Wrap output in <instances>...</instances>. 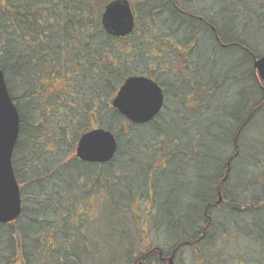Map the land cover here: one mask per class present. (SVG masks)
Listing matches in <instances>:
<instances>
[{"label": "trees", "instance_id": "trees-1", "mask_svg": "<svg viewBox=\"0 0 264 264\" xmlns=\"http://www.w3.org/2000/svg\"><path fill=\"white\" fill-rule=\"evenodd\" d=\"M112 1L115 0H0V70L5 75L9 94L20 117V134L12 161L15 175L20 187L21 185L29 186L35 192V195L31 196L35 204L39 203V206L43 208L54 205L48 193L47 195L42 194V192H49L48 188L53 190L52 177L48 179L52 184L44 181L45 176L40 173V165L35 164V161L30 165L28 160H25L28 148V152L33 155V160L36 153L37 136L34 134L37 132L32 123L37 120L33 117V111L38 109L40 114L44 115L45 112L52 109L50 107L55 103L52 97L46 98L44 95L46 91L43 90L42 93H39L37 87L51 85L55 79L65 78L67 74H70L68 81L73 83L72 88L73 86L77 88L85 80L89 81L87 83L91 86V91L84 97L87 103L84 106L89 109V112L93 111L96 105L98 106L96 108L103 107L105 104L109 106L110 100L124 80L129 76H135V72L138 71H129L127 67L130 64H136L137 56L143 62H147L148 47L142 49L140 46L149 45V41L162 47L165 44L166 35L151 40L152 37L146 36L145 32H148L144 26L147 25V28L150 27L152 31L165 33L177 25L185 30L184 36L177 43L182 44L186 51H189L188 55L194 49L191 53L195 55V58L189 64H197L194 68L196 74H198L197 68L202 66L199 69L202 80L215 82L220 75V68L222 76L226 72L227 75L234 74L232 75L235 84L232 83L235 85L233 93L236 96H234L233 104L229 105L231 107L220 101L219 94L222 88L219 87V84H216L215 88L219 91V94L216 92L217 95L212 88H207L205 84L199 82L196 75L191 77L185 72L181 79L183 85L180 88L183 95L177 96L175 104L177 109L172 108L171 118L164 124L155 122L144 127L131 126L112 109L108 121L101 127L112 132L114 125L119 121L118 119H121L124 124V133L130 129L143 131L142 138L138 132L127 137L135 142L142 143V140L144 142L141 147L131 145L129 152L127 151L126 160L130 165L135 163L136 169L138 168L136 173L142 174L144 178L141 180V191L143 193L146 191L147 195L153 192L152 198L154 197L153 200L156 201L153 212L156 216L152 218L154 221L151 223L152 227L170 235L169 240L173 243L172 249L178 248L182 254L187 250H194V256L198 259L196 263L203 264L211 258L212 253L217 252L219 248L223 249L222 239L224 237L221 235L225 236L226 231L219 229L222 226L218 225L220 224L219 220L218 224L216 223L217 210L211 205L218 198L217 187L226 169V162L229 157L234 155V138L249 116V111L259 106H263L262 109L252 117L241 132L238 141L239 154L233 160L227 185L221 189L225 203L223 210L218 213L223 215L226 211L229 215L228 219L235 216L236 213L237 215L240 213L242 218L246 219L244 217L247 215L257 213L264 208V191L256 192L254 195L250 191L251 176L254 175L252 170L259 171L264 166V135L255 137L252 134L260 127L257 123L264 120V91L262 85L258 83L253 69L254 59L260 58L263 52L261 50L258 52L247 44V35H252L248 33V28L244 32V36H246L244 39L241 37L243 32L240 27L231 25L234 21L230 15L232 14L230 10L234 11L232 9L233 0H217L220 6L219 14L221 13L220 23H216L214 18L211 19L193 11L190 3L192 0H175L179 9L201 18L206 22V25H201L199 19L197 21L187 20L186 17L174 10V0H159V5L154 2L155 0H127L132 7L136 5L137 11L144 13L145 19L142 25L144 37L140 38V46L126 42L130 38L119 40L108 37L103 31L101 15L105 6ZM237 8L240 16L247 15L248 10H245V5L239 4ZM145 9H148L147 12H144ZM146 21L152 26L145 23ZM90 24H94L97 29L84 28L85 25ZM139 24L137 22L136 30L140 28ZM209 25L215 29L216 34L208 27ZM235 30L236 32H234ZM198 37L204 41L203 45L208 44L209 41L212 44V49L214 45L221 48L223 50L221 59L214 51V55L208 56L209 51L197 46ZM224 49L236 51L242 56L237 62L232 61V56L228 54L230 52L227 53ZM167 50L169 52L171 49ZM235 55L237 56V54ZM224 57L230 58L229 65L225 66L222 61ZM150 60L154 61V57ZM163 60L166 58H160L159 67L163 66ZM179 60L188 64L186 58H177L175 62ZM210 70H216L213 78L208 76ZM13 78H17L23 86V94L19 97L14 96L15 93L11 86ZM185 91L186 93H184ZM62 97L67 98L66 94ZM103 99L107 101L104 104L102 103ZM199 105L206 109V115L198 112ZM187 108H192L195 112L192 114L186 112ZM73 109L78 111L79 107L67 110L75 112ZM31 112L32 119L28 117ZM26 133L28 137L34 136L33 144L30 147H27V140L23 139ZM64 142L69 147L70 141L65 139ZM117 142L119 146L116 159L121 148L119 138H117ZM161 151L163 154H168L165 164L158 163V160L161 159L159 157ZM41 153L45 157V153L48 151L42 149ZM147 156H150L153 162L150 165L142 166V161H148ZM20 160L23 162L22 166H20ZM114 162L115 158L112 163ZM21 167L24 172L20 175ZM139 168L143 169L141 173ZM76 169L85 168L77 167ZM148 169H152L150 173ZM22 175L31 177L24 182ZM149 175L152 177V184H149L150 181L147 180ZM76 176L82 177V175ZM111 180L107 178L109 201L107 208L100 213V217L101 220L105 219L109 235L114 237L117 233L120 234L122 230H119V226H124L125 221L130 222L134 218L135 224L138 226V209L142 208H132V203L128 202L129 200L118 199L121 191L117 187L114 194L115 188L112 187L115 186V183L111 184ZM131 182L135 183L136 180ZM129 183L124 188H129L131 186ZM82 188L84 190V187ZM21 193L24 202L26 194L22 190ZM168 203L176 208H185L186 211L184 214H180L181 216H168L166 212ZM244 206H247L246 210H242ZM41 209L37 208L36 210L35 208L33 218H29L31 225L37 226L39 218L43 216L40 212ZM24 211L25 209L15 223L0 225V264H14L16 261H21V264H39V257L46 258L48 254L42 252V255H39L40 252L37 248L40 241L33 236L35 233L32 231L35 229L29 227L30 225L15 226L20 219H23ZM175 214L179 215L176 209ZM174 218L178 219L175 221ZM169 225L173 228L172 230H169ZM166 227H168L167 231ZM255 227L253 234L245 233L244 236L247 244L250 243L249 248L253 244L258 246L256 252L260 250L264 253V224L259 223ZM185 229H190V231ZM233 231L235 236V230ZM56 232L59 237L62 236L61 233ZM54 236L57 240L58 237L55 234ZM196 240H198L197 244L185 245ZM232 240H235V237ZM64 246V248L60 247V251L64 249V255L71 257L69 254H71L72 247L69 240ZM97 246L95 242L90 241V254L86 256L85 260L79 258L77 264H83V261L86 264L87 262L93 264L91 257L95 254L93 255L91 252L94 253ZM80 249L83 250L82 247ZM242 252L244 254V250ZM242 252L239 251L237 254L238 262L236 264H250L251 258H247ZM49 253H53V251L50 250ZM81 253L82 251L76 253V256H81ZM128 256H126V260ZM68 263L66 260L63 261V256L58 262V264Z\"/></svg>", "mask_w": 264, "mask_h": 264}, {"label": "rangeland", "instance_id": "rangeland-1", "mask_svg": "<svg viewBox=\"0 0 264 264\" xmlns=\"http://www.w3.org/2000/svg\"><path fill=\"white\" fill-rule=\"evenodd\" d=\"M242 1H247L250 4L244 3ZM154 2L157 5L160 4L159 0H155ZM190 3L193 8L192 9L193 11L199 14H203L211 19L214 18L216 23H220L219 19L221 20V17L219 16H221V13L219 14L220 6L218 5L217 0H192ZM239 4L245 5V10H248L246 16L245 15L240 16V13L238 12V8H237ZM135 8H136V5H135ZM232 9H234V11L230 10L232 13L230 15H232V18L234 19V21H232L231 25L240 27V29L243 32V35L241 37L244 39H246V36H244V32L248 28L249 30L248 33L252 35H249V34L247 35V40H248L247 44L249 46H252V48L257 50L258 52L259 50H261L263 52L262 54H264V0H233ZM147 10L148 9H145L144 12L145 11L147 12ZM220 10H222V8H220ZM138 14H139L138 22L140 23L139 24L140 28L137 29L134 35L126 42L132 43L135 45L139 44L140 46V38L144 37L141 31H142V25L144 23L145 17H144L143 11L142 12L138 11ZM145 23H148L149 25H151V23H149L148 21H146ZM84 28L97 29L94 24L85 25ZM144 28H147V25H145ZM146 30L148 32V33L145 32L146 36L148 37L154 36V32L150 29V27L147 28ZM234 32H236V30ZM181 36H184V31L182 32L179 30L173 31V34L167 35V39L164 42L165 44L163 47L161 45H155V44L153 45V47L157 51H161V52L167 49L176 50L178 49L176 43L179 42L177 41V39H180ZM197 41H198L197 46H200L201 48H203V50L209 51L208 56L213 54V51H214L217 54L218 58L221 59V52H223L221 48L215 47L214 45L213 47L214 50H213L212 44H210L209 41H208V44L203 45L202 43L204 41L201 39V37H198ZM147 47H148V54H149V52L151 51L149 49V47H151L150 45L147 44V46H144V47L140 46V48L142 49L147 48ZM193 50L194 49L190 51L189 55L187 53L186 59H187L188 64L184 63V61L181 60L178 62L171 63L169 65V68L171 70H176L179 73L186 72V75L191 76V77L196 75L199 82L205 84L207 88H212L213 91H215V93L217 92L218 94H219V91H217L215 88H216V84H219V87L221 86L222 88L219 94L220 101L228 106L232 105L233 102L235 101L234 96H236V94L233 93L235 89V85H233V83L235 84V80L233 79L234 74L232 73L233 74L232 75L230 73V75H227V72H226L222 76L221 75L222 69L220 68V75L219 77H217V80H215V82H209L207 80L206 81L202 80L201 75L199 74V69L202 66H199L197 68L198 74H196V70L194 68L196 67L197 64L195 65L189 64L195 58V55L191 53ZM225 51L227 53L230 52L228 54L232 56L231 57L233 58L232 61L235 60V62H237L239 57L242 56L241 53H237L236 51H232V50H225ZM227 53L225 54L227 55ZM235 54H237V56ZM229 59L230 58L228 57H224L222 59V61L225 63V66L230 64L231 60ZM71 67L73 68V66ZM127 69L129 71H137L139 67L136 65L130 64L127 67ZM215 74H216V70H210L208 76L213 78ZM70 76H71L70 74H67L65 78L61 77L59 79H55V82L53 84L51 85L48 84L43 87H37V90L39 93L43 90L46 91L44 92V95L46 96L47 99H49V97H52L53 101L56 100V102L53 105L58 104V102L61 103L63 99L65 101V98H63L62 96L69 92L67 99L70 100L71 105H74V107L76 106L79 107V110L77 111V109H73L75 110V112H71V111L69 112L67 110L65 115L67 119L76 122V125L72 131L73 132L72 138L74 140L76 139L77 141V139L81 136L83 132L89 129L91 130L97 129V127H101L102 124L108 121V116L109 114H111L110 111L112 110L111 100L113 99L115 94L110 100L109 106L105 104L103 105V107L101 106L99 108H95V109L93 108V111L90 110L89 112V109H87V107L84 106L85 104H87L84 100V97L90 94V91H91V86L87 83L89 81L85 80L83 81V83H80L77 88L76 86L75 87L73 86L72 88L73 83L71 84L68 81ZM160 77L161 78L157 80L161 81L163 84H166V85L169 84L170 88L172 89V91L169 93V96H168L167 106L169 108L177 109L175 107V104L177 102V94L183 95V92L179 87V81H178L179 77L177 78L174 75V73L166 74V70L161 71ZM172 84L175 87H173ZM11 86L14 90L15 97L17 96L19 97L23 94L22 93L23 86L21 82L18 81L17 78H13L11 82ZM221 92L223 93L221 94ZM184 93H186V91ZM106 102L107 101H104L103 104ZM187 109L188 110H186V112H191V114L195 112L192 108L191 109L187 108ZM197 110L198 112L205 114V115L207 113L206 109L201 107L200 105L198 106ZM40 113L41 112L38 109H36V111H33L34 119L36 118L37 120L36 122L41 124L42 128H44V130L39 132V134L40 135L48 134L55 126V124L53 123V120L56 118V115H55L56 113L54 112V109L52 111L45 112L44 115H41ZM81 113H83L84 117L86 118L84 122H80L82 120L81 117L83 116V115L80 116ZM194 115L196 116V114ZM28 117L32 119V112L29 113ZM30 119H29V122H30ZM118 120L119 121L117 122L116 125H114V128H113L115 132L114 131L112 132L115 133L117 138H119L121 148L117 156V159L115 158V162L109 165V167L107 168L106 175L104 173V176L106 177V179L107 178L112 179L111 184L115 183V186L112 187V188H115L113 190L114 194H115V190L117 187H118L117 189L121 191L120 197L118 199L129 200L128 202L134 201L135 199H139V200H142L144 203H146L147 201H150L152 199L148 197V195L146 194V191L144 193L141 191V185H142L141 180L144 178L142 177V174L136 173L138 168L136 169L135 163H132L130 165L128 164V160H126L127 158L126 154H127V151L129 152V148H131L133 144L136 147H141L144 142V140H142V143L140 141L135 142L134 140L127 139V137H129L131 134L135 132H138L140 133L141 138H142L143 131L136 130V129H130L126 131L127 133H124L125 130H124V124H122L123 121L121 119H118ZM263 121L258 122L257 125H260L259 129L254 130L252 132V134L255 137H258L259 135H262V134L264 135V122ZM72 138L70 137V143L73 146L74 144H72L71 142ZM23 139L27 140L28 142L27 147H30L32 141L28 139L27 133L25 134V137ZM48 143H51V142H48ZM48 143L45 144V142H43L42 149H48L49 151L54 150V147H56V145L48 144ZM38 151L41 153L40 148H38ZM26 154H27L26 157L28 160V164L32 165L31 163H33V155L29 153L28 151ZM51 156L52 154L45 153V157L50 158ZM146 158L148 161L147 162L142 161L143 163L142 166L143 165L146 166L147 164L152 162V158L150 156H147ZM22 164L23 162L20 160V166H22ZM261 169L262 170H259V171L254 170V169L252 170V174L254 173V175L251 176L252 185H251L250 191L252 195H254L256 192L264 191V185H263L264 184V166H262ZM22 172L24 171L22 170V167H21L20 175ZM139 172L140 173L142 172V168H139ZM21 177L24 180V182H26L31 176L27 175V177H25L22 175ZM133 180H136L135 183L137 184H135L134 182H131ZM128 182L131 183V186H129V188H124L126 185H128ZM20 188L24 192V194H26V197L24 198L25 211H24L23 219H20V221L15 226L25 227V225H30L29 227H32L33 229H35L32 231H34L35 233V235L33 234V236L37 237L40 241L38 248H37V250L40 252L39 255H42V252L48 253L46 255V258L43 256L39 257L38 259L39 264H42L43 262H44L43 264H47V263L48 264H58L62 256H63V261L66 260L67 263L68 261H70L68 264H77V261L79 258L84 259V260L87 259V257H85L86 255H83V254L82 256L73 255L71 257H67L64 255L65 253L64 249H61L60 251V247L64 248L65 247L64 245L66 241L68 240H69L71 247L75 248L76 252L74 251V253H79L78 247L80 248V246L82 245L81 240L78 239V238H81V234L79 233V228H76V224L78 223L73 221V219H76V218L73 215V213L70 212V209L68 207L69 204H68L67 198L63 200L58 196V194L62 192V188L57 191H53L52 189L48 188L49 192H42V194L44 195H47L48 193V195L51 196L50 198H52L53 200L52 202L54 204L52 207L46 206L45 208L40 207L39 203H36L37 204L36 205L34 201H32L31 196L35 195V192H33V190L29 186L21 185ZM79 190H81V187H76L75 192L77 195V198H76L77 200H78V195H79V193L77 194V192ZM82 197L80 199V202H83ZM35 208L36 210L37 208H40V209L42 208L40 212L43 215L41 216V218H39L40 221L38 220L37 226L31 225V221H29L30 220L29 218H33L34 216ZM175 209L177 210V213L179 212V215L175 214ZM246 209H247V206H244L242 208V210H246ZM138 210H139L138 226H136L134 218H133V221H130V222L125 221V223L123 224L124 226L122 225L119 226V230H122L120 231V234L117 233L114 237L109 235L110 232L109 230L107 231L106 229V222L104 219L100 220V223L102 224V233H100L99 235L97 234V232L94 233L95 235H93L91 232L87 231L86 228H84L85 232H89L86 235L87 236L86 239L92 242H95L98 245L96 250H94V253L91 252L93 255L95 254V256L91 257V259L93 258V264H130V263L133 264V260L131 257L132 251H133V254L136 253V255L138 256L142 253H147L148 251L147 249L151 247L161 248V247H164V244H171L172 246L173 243L172 241L169 240L170 235L164 234L163 231H159L157 230V228L154 229V232H150L149 230H147L149 226L145 225V223H150V224L153 223L154 221H152V218L156 216L155 214L152 215L153 213L151 212V210H155L153 209V206H151V209L149 210H146L144 208L138 209ZM185 211H186L185 208H176L171 203H168L166 207V212L168 216H171V217L176 216V215L181 216L182 214H184ZM134 212L137 213L136 210H134ZM230 214H231V210H230ZM228 216L229 215L226 213V211L223 215L216 212L215 214V217L217 218L216 223L219 220L220 224L218 223L217 224L222 226L221 229L226 231L225 236L224 234L221 235V237H224V239H222L223 249L219 248L217 252L212 253L211 258L206 260L203 264H236V262H238L237 254L239 253V251L242 252L243 250H244V254L243 252L242 254L249 259L251 258L252 262L250 264H264V253L261 252L260 250L256 252L255 250L258 246L256 247L253 244H251V247L249 248L248 245H250V243L247 244L246 238L244 236L245 233L250 234L251 232L253 234V232H255L254 230L256 229L255 225L259 223L264 224V208H262V210L257 213L255 212L251 215L250 214L247 215L246 217H244L246 219H243L242 218L243 216L240 213L238 215L236 213L235 216H232L229 219H228ZM177 219L178 218H174L175 221ZM130 220H132L131 217H130ZM100 223L97 224L98 230H100ZM85 227H87V225H85ZM150 227H152V224L150 225ZM72 229H73V232H72ZM166 229H168V227H166L165 230ZM172 229L173 228H171V226L169 225V230H172ZM93 230H96L95 225L93 227ZM185 230L190 231V229H185ZM233 230H235V236H234ZM56 231H58V234L61 233L62 236L59 237ZM140 231H143L144 233L142 242L139 241ZM53 233L58 237L57 240ZM171 233H173V231H171ZM178 233H180V230H178ZM52 234L54 237L53 236L51 237ZM233 237H235V240H232ZM50 250L51 252L53 251V253H49ZM193 252L195 253L194 250L193 251L187 250L183 254L181 253L180 256L178 257L177 264H197L196 262H198V259L195 258ZM196 252L199 253V251L197 250ZM126 256H128L127 260H126ZM130 257L132 261L130 260ZM14 264H21V261H16ZM83 264H86V263L83 261ZM87 264H92V263L87 262Z\"/></svg>", "mask_w": 264, "mask_h": 264}, {"label": "flooded vegetation", "instance_id": "flooded-vegetation-1", "mask_svg": "<svg viewBox=\"0 0 264 264\" xmlns=\"http://www.w3.org/2000/svg\"><path fill=\"white\" fill-rule=\"evenodd\" d=\"M129 6H130V10H131L133 17H134L133 32L127 37L116 38V39L125 40L127 38H131L134 35V33L136 32L137 22H138V20H137L138 19V17H137L138 11H137V8H135V6L132 7L131 3L129 4ZM173 6H174L173 9L176 10L177 12H179L180 14H182L184 17H186L187 20L197 21V19H199V17H197L193 14H189L187 11L179 9L177 3H175V0L173 2ZM199 21L201 22L200 23L201 25H203V24L206 25V22L204 20H202L201 18L199 19ZM208 27L214 32V34H216V31L213 27H211L210 25ZM177 28H179V27H177V25H176L171 30H168L165 33L153 31L154 36L151 38V40H154L156 38H160V37L165 36V35L167 36L169 34H173V31H176V30H179L181 32L185 31L184 29L182 30L181 28H179V29H177ZM141 32H143V31H141ZM105 34L108 37H112V36L108 35L106 32H105ZM181 37H180V39H177V41L181 40ZM215 37H216V40H218L217 36H215ZM113 38H115V37H113ZM149 42H150L149 45L151 46V47H149V49L151 51L148 54L147 62H143L140 59V57L137 56L135 61H136V64L140 65V66L137 65L139 67L138 71L135 72V76H129L124 81H126L127 79H129L131 77H144L146 79H149V80L155 82L163 91V95H164L163 106H162V109L159 112V114L157 116H155V118L147 124L136 125V124H133L130 121H127L126 119H124V120H126V122L129 125L136 126V127L148 126V125H151L155 122H158L159 124H164L167 120H169L171 118L172 108H169L167 106V102H168L169 93L172 91V89L170 88L169 84L166 85V84H163L161 81L157 80V79L161 78L160 77L161 71L166 70V74H173L174 73V75L177 78L179 77L178 81H179V87L180 88H182V85H183L182 81H180V80L183 78V76L185 74V72L179 73L176 70H171L169 68V65L171 63H174L177 58H180V59L186 58L188 51H186V48L182 44L176 43L177 48H178L176 50L173 49V47H172L173 50H170L169 52H168V50H164L161 52V51H157L153 47L154 44H152V41H149ZM153 57H154V61L150 60ZM161 57L166 58V60H163L162 61L163 66L159 67L158 63H159ZM167 58L170 59L169 60L170 62L168 61ZM136 64L133 63V65H136ZM123 83L118 88L114 97L119 92ZM258 83L262 85V90L264 91V81H260ZM172 86L175 87L173 84H172ZM60 92H61V90H60ZM68 93H66L67 97H68ZM179 95L180 94H177V96H179ZM104 100L105 99L102 100V103L104 102ZM54 102H56V100H54ZM96 107H98V106L96 105L94 107V109ZM262 107L263 106H259V107L255 108L254 110L249 111L250 112L249 116L247 117V119L245 120V123L242 125V127L240 128V130L238 131L237 135L234 138V155L232 157H229L228 161L226 162V169H225L223 175L221 176L220 183L217 187V197L218 198H217L216 202L211 205L213 208H215L217 210V212H220L223 210V205H224L225 201H224V197L221 195V189L225 185H227L229 178H230L231 171H232L233 160L238 157V154H239L238 153L239 152L238 151V149H239L238 141H239L241 132L247 126V124L251 121L252 117L262 109ZM50 108H52V109L48 110V111H52L54 109V112L56 113L55 114L56 118L53 120V123L55 124V126L53 127V129L48 134L40 135L39 132L44 130V128H42L41 124L38 125V123H36V122L32 123L33 125H35L34 128H35V131L37 132L34 134V136H37V139H36L37 145H36V153L34 155L33 162L35 161V164L40 165L39 170L41 171L40 173L42 174V176H45L44 181L50 182L48 179L50 177H52L53 184H52V182H50V183L53 185L54 191H57V190L62 188V192L59 193L58 196L63 200H65V198H67V201L69 204L68 207L70 209V212H72L76 218V219H73V221L78 223V224H76V228H79V233L81 234V238H78V239L81 240L82 245L80 247H82L83 250H81L78 247V252L82 251L81 256H82V254L88 256L90 254V240L86 239L87 238L86 235L89 232H91L93 235H95L94 233H96V232H97V234L102 233V224L100 223V220H101L100 213L102 212V210H105V208H107V204L109 201V191H108L107 185H106L107 179L104 176V173L106 175L107 168L109 167V165L112 164L114 159L109 163H93V162L84 161V160L78 158L77 157V148H78L79 141L81 140V138L85 134H87L93 130H96V129H92V130L89 129V130L83 132L81 134V136L76 141V139L74 140L72 138V133H73L72 131L76 125V122L67 119V117L65 115L67 109L74 108V105H71L70 100L65 98V101L63 99L61 103L58 102V104H55L54 106H52ZM113 110H115V109H113ZM82 115L83 114H81L80 116H82ZM81 119L82 120L80 122H84L86 118L83 115L81 117ZM97 129H103V128L97 127ZM34 136L32 135L31 137H28V139L32 141L31 144H33ZM70 137L72 138L71 142L74 145L72 146L70 143L69 147H68L67 146L68 144L65 143L64 140L67 139V141H70ZM43 142H45V144H47L48 142H51L48 144L56 145V147H54V150H52V151H49L47 149L48 154H52V156L50 158L44 157L43 153H40L38 151V148H40V151L42 150ZM28 150H29V148L27 149V151ZM167 156H168V154H166V153L163 154V151H161V153L159 155V157L161 159L158 160V163L165 164L167 162ZM25 160H27V157L25 158ZM152 162H150L147 165L152 164ZM77 167L78 168L82 167L85 169H76ZM151 170L152 169H148V172L150 173ZM76 175H82V177H77ZM147 180L150 181L149 184L153 183L151 175H149V178ZM61 184H62V186H61ZM76 187H81V190L78 191V193H79L78 201L76 199L77 198V195L75 192ZM82 187H84V190ZM152 193L153 192L148 193V197L152 200L144 203L142 200L135 199L134 201H131V203H132L131 207L132 208H134V207L139 208L140 207V208H144L147 210L151 209V206H153V208H154L156 205V201L153 200L154 197L152 198ZM82 195H83V197H82ZM154 195H155V192H154ZM81 197L83 198V202H80ZM57 199H58V197H57ZM78 205H79V207H78ZM151 212L153 213L152 215H154L153 210ZM98 215H99V217H98ZM98 223H100V230H98V226H97ZM85 225H87V227H85ZM94 225L96 226V230H93ZM145 225L149 226L147 230H149L150 232H154L155 228L150 227V225H151L150 223H145ZM84 228H86L87 231H89V232H85ZM219 229H221V228H219ZM72 232H73V229H72ZM141 233H143V231L139 233V237H140L139 241L140 242L143 241V237H144V234H141ZM195 243L197 244L198 240H196L193 243H186L185 245L191 246L192 244H195ZM147 250H148L147 253H142L138 256L136 255V253L133 254V251H132L131 255L133 258L132 259L133 264H168V259L172 256H174V262H175V264H177L178 257L181 254L180 250L178 248L172 249V246L170 244H164V247H161V248L160 247H151V248H148ZM74 251H75V248H72L71 254H69V255L70 256L76 255V253H74Z\"/></svg>", "mask_w": 264, "mask_h": 264}, {"label": "water", "instance_id": "water-1", "mask_svg": "<svg viewBox=\"0 0 264 264\" xmlns=\"http://www.w3.org/2000/svg\"><path fill=\"white\" fill-rule=\"evenodd\" d=\"M101 23L104 31L112 37L129 36L134 29L129 3L121 0L106 6ZM253 69L258 79L264 81V54L254 59ZM163 99V91L155 82L144 77H131L124 81L111 105L127 121L142 125L159 114ZM19 133V113L0 70V225L14 223L22 215L21 190L12 163ZM117 150L115 135L105 129H96L81 138L77 157L93 163H109ZM168 264H175L174 256L168 259Z\"/></svg>", "mask_w": 264, "mask_h": 264}]
</instances>
